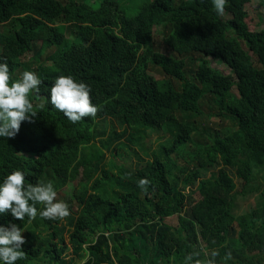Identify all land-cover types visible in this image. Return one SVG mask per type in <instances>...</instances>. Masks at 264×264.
Instances as JSON below:
<instances>
[{
	"label": "trees",
	"instance_id": "obj_1",
	"mask_svg": "<svg viewBox=\"0 0 264 264\" xmlns=\"http://www.w3.org/2000/svg\"><path fill=\"white\" fill-rule=\"evenodd\" d=\"M129 1L0 0V61L13 80L25 70L43 80L29 94L36 116L0 138V176L51 182L70 210L23 222L17 264H183L212 251L215 264H264V24L249 30L251 0H227V20L211 0ZM59 75L90 87L94 117L73 124L47 103ZM211 118L229 127L208 129ZM95 143L109 157L80 160Z\"/></svg>",
	"mask_w": 264,
	"mask_h": 264
},
{
	"label": "clouds",
	"instance_id": "obj_2",
	"mask_svg": "<svg viewBox=\"0 0 264 264\" xmlns=\"http://www.w3.org/2000/svg\"><path fill=\"white\" fill-rule=\"evenodd\" d=\"M226 3L227 0H211L217 16L224 15ZM42 82L30 70L23 71L19 79L13 80L8 63L0 61V138H14L21 123L36 116L29 94L37 93ZM90 92V87L83 81L72 75H59L49 87L47 103L75 124L85 117H94L98 111ZM147 184L148 181L141 178L137 187L144 190ZM6 213L13 220L21 221L22 226L11 221L6 225L0 224V264H17L25 258L22 250L26 243L22 235L26 231L23 222L31 224L37 216L46 221H63L70 215V210L66 202L57 199V191L51 182H26L25 173L14 169L0 176V217ZM216 255L215 251L204 257L190 252L183 257V264H215ZM112 260L116 264L114 256Z\"/></svg>",
	"mask_w": 264,
	"mask_h": 264
},
{
	"label": "rangeland",
	"instance_id": "obj_3",
	"mask_svg": "<svg viewBox=\"0 0 264 264\" xmlns=\"http://www.w3.org/2000/svg\"><path fill=\"white\" fill-rule=\"evenodd\" d=\"M134 0H130L129 2H133ZM138 2V0H137ZM260 1H256V0H251L250 2L244 4L243 9L245 11L246 14V24L249 27V30L251 31H255L260 29L263 24H264V8L259 5ZM236 9V6L234 3L232 2H228L226 3L225 6V13L222 16V18L224 20H227L230 18V12L232 10ZM1 30H4V28H1ZM160 46L161 48H163L164 46H161L159 44V41L156 42V46ZM161 52L164 53L165 51L163 49H161ZM166 54H169V52H166ZM192 60L190 59H186V63L187 66L185 67V70H193L195 69V66L197 64L198 58L200 56L198 55H193L191 56ZM209 61H211L210 59H208ZM214 70L221 72L222 74H228V70L221 65L218 62H211L210 65ZM151 75L154 76L155 78L159 79L160 76L159 74H157L154 71H151ZM201 109L204 113L208 114L210 111V108L207 105H201ZM229 126H227V121L221 122L219 121L218 118H211L209 121H207V128L208 129H213V130H217L218 132L221 131V129H227ZM158 142V136L157 135H149L147 137V141H146V146L149 149H156V144ZM100 144L99 143H95L93 144V146H87V147H83L81 150V155H80V160H84L87 159L89 157L95 156L99 153H104L107 158L109 157L108 152H106V149H102L100 148ZM79 180V170H78V164L74 167L73 172H72V177L70 178V185L68 186V188H73L77 182ZM196 199H199L198 195H195ZM167 222L171 225H176L177 224V220L176 217H172L170 219L167 220ZM24 238L27 237V234H23ZM83 261L82 259H77L75 264H80V262Z\"/></svg>",
	"mask_w": 264,
	"mask_h": 264
}]
</instances>
